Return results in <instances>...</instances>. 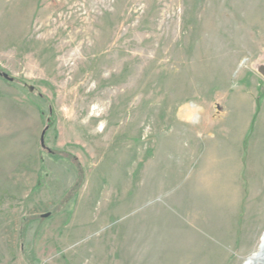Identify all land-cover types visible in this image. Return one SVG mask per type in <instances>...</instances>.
Returning a JSON list of instances; mask_svg holds the SVG:
<instances>
[{"label":"rangeland","instance_id":"1","mask_svg":"<svg viewBox=\"0 0 264 264\" xmlns=\"http://www.w3.org/2000/svg\"><path fill=\"white\" fill-rule=\"evenodd\" d=\"M263 69L264 0H0V264H245Z\"/></svg>","mask_w":264,"mask_h":264},{"label":"crops","instance_id":"2","mask_svg":"<svg viewBox=\"0 0 264 264\" xmlns=\"http://www.w3.org/2000/svg\"><path fill=\"white\" fill-rule=\"evenodd\" d=\"M3 110L5 111V108H2V106L0 105V191L2 190H9V185L11 183V185L13 186V189H19V184L23 183L22 177L18 176V173L16 172L15 175V171L9 170L10 165H7V167H5V162L4 160L7 159V154H5V152L3 151L4 146L2 144V140H7L8 142L13 141L15 143H19L17 138H13L11 140H9V132H10V128L7 124V122L5 121L4 118V114H3ZM15 130L17 131L16 133H18V128H15ZM21 131V135H23V129H20ZM14 133V131H12ZM24 140L21 141V143ZM6 143V142H5ZM23 150V149H22ZM13 165V164H12ZM242 164L240 162H237L236 167L237 169H241ZM14 170V169H13ZM11 173V176H10ZM11 178V182L9 181V179ZM14 185H16L14 188Z\"/></svg>","mask_w":264,"mask_h":264},{"label":"water","instance_id":"3","mask_svg":"<svg viewBox=\"0 0 264 264\" xmlns=\"http://www.w3.org/2000/svg\"><path fill=\"white\" fill-rule=\"evenodd\" d=\"M262 74L264 75V69L261 70ZM0 76H2L4 79L9 80V81H13V79L9 78V76L7 74H2L0 72ZM30 91H33V89L31 88ZM44 135L45 132H43L42 137H41V146L44 147ZM44 218L48 217V215H44ZM258 259L264 260V234L262 235V240H261V244L259 246V250L257 253H255L250 259L247 260V262L245 264H255L256 261Z\"/></svg>","mask_w":264,"mask_h":264},{"label":"bare ground","instance_id":"4","mask_svg":"<svg viewBox=\"0 0 264 264\" xmlns=\"http://www.w3.org/2000/svg\"><path fill=\"white\" fill-rule=\"evenodd\" d=\"M258 251H256L257 253ZM254 264V263H253ZM255 264H264V260L258 259Z\"/></svg>","mask_w":264,"mask_h":264}]
</instances>
